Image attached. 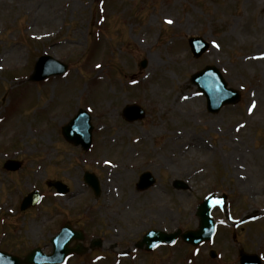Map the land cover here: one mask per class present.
I'll use <instances>...</instances> for the list:
<instances>
[{"label":"rangeland","instance_id":"374dc122","mask_svg":"<svg viewBox=\"0 0 264 264\" xmlns=\"http://www.w3.org/2000/svg\"><path fill=\"white\" fill-rule=\"evenodd\" d=\"M189 36L210 42L200 58L191 55ZM44 56L66 71L31 81L35 64L40 72L47 65ZM205 65L240 92L234 105L207 110L189 80ZM132 102L145 114L125 122L121 109ZM78 108L95 126L87 152L61 132ZM6 159L21 160V168L6 170ZM85 171L100 173L96 197ZM145 171L153 182L138 190ZM57 180L69 186L65 196L47 184ZM33 190L43 198L21 210ZM207 194L228 200L233 220L257 212L238 241L264 264V0H0V250L49 253L64 219L88 230L83 216L94 199L105 209L88 235L103 228L107 247L149 228L195 229V206ZM213 216L224 224L200 251L218 255L193 264H237L233 222L218 209ZM189 249L178 241L156 254L162 264H192ZM88 256L67 263L106 264Z\"/></svg>","mask_w":264,"mask_h":264},{"label":"water","instance_id":"95a60500","mask_svg":"<svg viewBox=\"0 0 264 264\" xmlns=\"http://www.w3.org/2000/svg\"><path fill=\"white\" fill-rule=\"evenodd\" d=\"M194 39L195 38L190 39V44L191 46H193L192 50L195 56H199L205 50V48L202 47L200 50L197 51V49H195V45H194L195 42L193 41ZM45 58L47 59H44L46 60L44 63H46L47 65L45 64L41 65L42 70L40 72L38 71L40 63L37 62V65L35 68V74L32 76V79H41L43 77L48 76L51 73L52 74L60 73L65 69V66H62L61 68H58V69H54V66H56L58 62L48 57H45ZM191 81L196 82L197 85L200 86L199 87L200 90L203 91L204 94L207 96L209 108L211 110H212L211 106L213 107L215 106V108L213 109H218V107L222 103H233L239 97L238 93L235 90L227 87V84L222 79L219 71L213 66H207L204 70L194 74L191 77ZM81 116L82 114L74 117L67 126L63 127V134L68 140L74 143H78L79 140L82 141V139H79L78 135L83 137V133H84L83 147L86 148L89 145V141H90V127L82 121ZM18 166H19V163L16 161H7L4 164V167L8 169H13V170L17 169ZM84 177H85L86 182L90 184V177L88 175H85ZM58 189L59 191H62V188L58 187ZM37 199H38V195L36 193L29 194L24 199L21 205V208L34 205L37 202ZM202 206H204L203 211H199V214L201 216V224H200L199 230L195 233L185 234L183 236L184 239L188 240L190 236H193V234H197L196 236L199 237L203 235L204 231L207 232V235H208L207 237H209V235L211 234L212 229H213V225H212L213 222L209 218V215H208L209 202L205 201V203ZM62 231L58 234V236L52 239V242L54 245V251L51 254L46 256V255L41 254L39 249H33L24 258H19L17 256L0 251V264H39V263H50V262L56 263L57 261H61L69 251L66 248V246H64V244H61L60 235ZM201 238H197L194 241H198ZM242 263L243 264H259V261L256 257L243 256Z\"/></svg>","mask_w":264,"mask_h":264},{"label":"flooded vegetation","instance_id":"af4514ba","mask_svg":"<svg viewBox=\"0 0 264 264\" xmlns=\"http://www.w3.org/2000/svg\"><path fill=\"white\" fill-rule=\"evenodd\" d=\"M126 209V207H124L123 208V210H125ZM120 212V213H119ZM118 215H124V212L121 210H118ZM119 220H121V218H119ZM63 222H70L71 224H75L76 223V220L75 219H64L63 220ZM62 222V223H63ZM115 225V224H114ZM74 228H76V227H74ZM117 232V230H115L113 233H116ZM108 235H110V232H108ZM136 241V240H135ZM135 241H133V242H125V246H123V244H124V242H116V243H114V246L115 247H111V246H108V250H109V252H115V251H125V250H127L132 244H134V242ZM101 244V243H100Z\"/></svg>","mask_w":264,"mask_h":264},{"label":"snow or ice","instance_id":"6c2138e0","mask_svg":"<svg viewBox=\"0 0 264 264\" xmlns=\"http://www.w3.org/2000/svg\"><path fill=\"white\" fill-rule=\"evenodd\" d=\"M168 23H172V21L171 20H169V21H167ZM213 43H215V42H213ZM97 67H99V65H97ZM253 106H254V102H253ZM249 111H251V108L249 109Z\"/></svg>","mask_w":264,"mask_h":264}]
</instances>
